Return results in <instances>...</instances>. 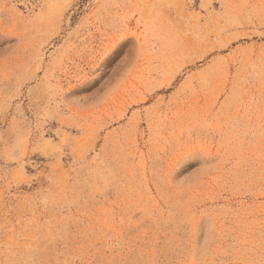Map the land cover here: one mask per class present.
<instances>
[{
  "label": "rangeland",
  "instance_id": "374dc122",
  "mask_svg": "<svg viewBox=\"0 0 264 264\" xmlns=\"http://www.w3.org/2000/svg\"><path fill=\"white\" fill-rule=\"evenodd\" d=\"M0 264H264V0H0Z\"/></svg>",
  "mask_w": 264,
  "mask_h": 264
}]
</instances>
